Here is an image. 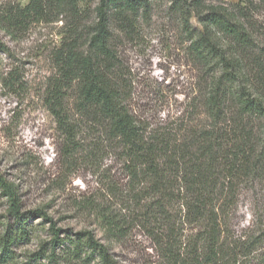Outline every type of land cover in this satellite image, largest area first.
Here are the masks:
<instances>
[{
    "label": "trees",
    "instance_id": "16d2710c",
    "mask_svg": "<svg viewBox=\"0 0 264 264\" xmlns=\"http://www.w3.org/2000/svg\"><path fill=\"white\" fill-rule=\"evenodd\" d=\"M71 1L76 5L81 0ZM42 3L29 0L18 16L38 17ZM171 4L181 15L190 54L204 75L189 112L201 115L199 123L190 125L185 110L171 126L147 130L132 112L127 85L113 77L107 60L113 11L117 28L130 36L137 13L146 12L151 0H99L86 47L79 48L80 38L72 31L53 52L55 74L44 102L65 133L66 147L75 149L65 95L79 81L81 98L98 107L120 144L137 190L138 220L168 263L237 264L264 242L263 233L246 239L224 234L240 189L264 180V48L255 49L239 8H203L200 0ZM192 17L201 27L197 33L190 29ZM0 190L9 203L0 229V264H14L17 249L32 240V217L51 219L42 210L21 211L16 187L1 175ZM187 224L193 232L184 242ZM48 233V240L24 252L20 264H90L94 257L101 264H119L90 231L62 234L52 224Z\"/></svg>",
    "mask_w": 264,
    "mask_h": 264
},
{
    "label": "rangeland",
    "instance_id": "374dc122",
    "mask_svg": "<svg viewBox=\"0 0 264 264\" xmlns=\"http://www.w3.org/2000/svg\"><path fill=\"white\" fill-rule=\"evenodd\" d=\"M28 1L0 0V175L16 187L21 211L42 210L51 220L32 217V240L17 249L14 264L25 261L24 252L50 238L52 224L62 234L90 231L119 264H170L138 220L137 190L120 144L98 107L81 98L79 81L72 82L65 95L75 149L66 147L65 133L44 102L46 86L55 74L53 52L72 31L80 38L79 48L86 47L99 0L76 5L71 0H43L38 17L18 16ZM200 1L203 8H239L247 17L255 49L264 48V0ZM190 24L192 32L201 30L196 18ZM117 26L113 11L107 60L113 77L129 89L136 119L147 130L160 129L171 126L186 110L185 120L199 123L201 115L189 112L204 75L190 54V36L171 0H151L146 12L139 10L130 36ZM8 207L0 190V229ZM192 232L189 224L184 226V242ZM256 233L264 234L260 179L240 189L224 228L233 239ZM92 259L90 264H101ZM237 264H264V242Z\"/></svg>",
    "mask_w": 264,
    "mask_h": 264
}]
</instances>
